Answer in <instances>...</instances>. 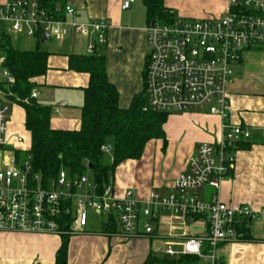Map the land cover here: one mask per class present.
<instances>
[{
	"label": "built area",
	"instance_id": "built-area-1",
	"mask_svg": "<svg viewBox=\"0 0 264 264\" xmlns=\"http://www.w3.org/2000/svg\"><path fill=\"white\" fill-rule=\"evenodd\" d=\"M132 1L123 0L121 7L128 8ZM58 11L63 16L48 12L38 0H0V34L15 32L37 40L46 33L61 40L74 32L90 38L87 54L105 44L108 22L70 21L67 16L75 15V9L69 4ZM169 12L173 14L171 21L151 20L146 27L143 109L166 114L207 110L225 117L226 86L233 76V64L242 59L247 48H264V0H226L220 16L190 18L176 15L171 9ZM14 82L5 66V56L0 54V231L59 234L62 218L70 217L68 232L77 233L86 225L87 209H91L98 214H114L124 236H152L160 213L165 212L186 225L195 218L203 228L198 233L183 229L178 242H165V254L173 258L196 256L194 264H217L221 244L244 239L240 220L264 213V207L253 210L247 205L232 206L217 194L209 199L197 194L204 186L219 188L233 165L235 144L250 137V131L240 125L228 126L217 149L200 142L187 159L186 168L175 177L173 190L165 194L150 191L143 202L131 189L116 194L110 181L98 190L86 173L71 177L63 168L54 179L43 182L32 171L27 150L10 147V105L5 100L15 96ZM36 97L32 90L31 98ZM63 104L60 102L53 110ZM17 141L22 138L18 136ZM112 149L110 142L101 146L111 162ZM17 151L25 155L18 158ZM140 216L145 218L141 225Z\"/></svg>",
	"mask_w": 264,
	"mask_h": 264
},
{
	"label": "crops",
	"instance_id": "crops-1",
	"mask_svg": "<svg viewBox=\"0 0 264 264\" xmlns=\"http://www.w3.org/2000/svg\"><path fill=\"white\" fill-rule=\"evenodd\" d=\"M122 1L61 0L56 2L55 9L63 16L58 9L69 4L75 9V15L67 16L70 21L88 23L100 19L110 24L104 33L106 42L99 50L104 55L108 79L118 91V105L125 108L144 87L148 22L142 0H133L126 9L121 7ZM164 6L182 17L201 18L222 15L226 0H164ZM78 37H82L86 45L90 40L71 32L63 38L68 41L70 50L44 49L49 52L48 68L45 74L32 79L37 93L34 99L50 106V125L55 129H77L80 125L83 89L88 74L68 68L69 54L85 53L76 49ZM36 44L35 39L34 48ZM233 66L231 82L226 86V116L222 118L207 110L179 114V126L189 136L180 157L177 156L174 164L170 165L169 161L152 173L135 169L131 163L137 160L121 162L111 178L116 194L132 189L143 202L150 191L161 194L172 191L175 177L186 168L187 159L200 142H208L217 149V143L228 126L240 125L250 131V137L234 146L233 165L222 178L219 188L204 186L197 194L202 199L217 194L220 200L232 206L247 205L253 210L264 207V48H247L242 59ZM62 101L65 104L54 111L53 107ZM24 120L22 106L10 104L7 134L12 149L27 150L22 146L26 136L30 146V133ZM163 127L165 131V124ZM18 136L22 138L21 142L17 141ZM162 141L165 140L152 139L144 150L148 145L160 146ZM104 215L106 218L97 223L87 218L83 230L70 234L67 264H184L172 261L165 254V242H178L183 229L193 233L203 231L195 218H190L186 225L180 218L161 212L152 236H124L119 223L115 230L106 227L104 223L108 214ZM144 220L140 216L139 225ZM243 222L250 237L221 244L217 264H264V213L253 219L242 218L240 224ZM60 244L58 233L0 231V264H55ZM173 247L178 248L177 245Z\"/></svg>",
	"mask_w": 264,
	"mask_h": 264
},
{
	"label": "trees",
	"instance_id": "trees-1",
	"mask_svg": "<svg viewBox=\"0 0 264 264\" xmlns=\"http://www.w3.org/2000/svg\"><path fill=\"white\" fill-rule=\"evenodd\" d=\"M61 0H38L41 6L60 16L56 12V2ZM146 20L169 22L173 14L164 6V0H142ZM63 7V6H62ZM41 37L34 49H19L10 43V35L0 34V54L5 56V66L14 76L15 103L25 111L24 126L30 133V157L32 171L40 175L43 182L56 177L60 169H65L71 177L89 173L90 179L100 190L111 181L116 166L128 159L141 157L146 143L152 139L165 140V124L168 114L144 110V87L134 95L128 107L118 105V91L109 81L104 55L98 50L91 54H69L68 68L88 74L87 85L83 89L80 125L77 129H55L50 125L51 108L34 98V77L45 74L49 52L40 47ZM146 64V62H145ZM145 81V71H144ZM2 86V84H0ZM24 99L28 101L25 102ZM247 140L237 142L239 145ZM110 142L113 146L114 160L109 162L101 146ZM16 156L20 158L21 152ZM61 244L57 250L55 264H67V247L70 217L61 220ZM111 231L118 221L114 214H108L104 223ZM113 227V229H112ZM240 230L244 239L250 237L243 222ZM172 261L194 264L197 257L181 255L170 258Z\"/></svg>",
	"mask_w": 264,
	"mask_h": 264
},
{
	"label": "rangeland",
	"instance_id": "rangeland-1",
	"mask_svg": "<svg viewBox=\"0 0 264 264\" xmlns=\"http://www.w3.org/2000/svg\"><path fill=\"white\" fill-rule=\"evenodd\" d=\"M10 43L12 44L13 47L19 49H33L35 45V39L23 34L10 32ZM85 43L86 41L82 37H78L76 41V49L85 52V48H86ZM40 46L43 49H49L51 51H57V52L70 50L68 46V41L66 39L58 40L53 36H48L47 40L44 43H41ZM147 51L148 49L146 47V54ZM233 68H235V66H233ZM5 101L8 102L9 105L15 104L14 100H12L11 98H7ZM179 114L182 113L168 114V118L165 122V141H162V144L160 146L148 145L147 149L143 150V153L140 158L133 159V160H137V162L131 161L132 162L131 164H134L133 167L135 169H141L143 172L148 171L152 173L153 171H156L157 169L164 167L165 164H167L169 161H170L169 163L170 165L174 164L177 156L180 157L181 152L184 151V146H185L184 144H186L185 141L187 140L186 138L189 136L185 133V131L181 128V126H179L180 125V123L178 122L179 121L178 117L180 116ZM22 134L25 136L24 131H22ZM24 138L25 139L22 143V146L25 148H29V139L27 136ZM24 155L25 153L24 151H22L20 156L23 157ZM104 155L106 159L109 162H111L108 153H104ZM85 173L89 176L88 172ZM87 215H88V220H93L95 223H97L96 221H101L106 218L104 214L95 213L91 209H87Z\"/></svg>",
	"mask_w": 264,
	"mask_h": 264
},
{
	"label": "water",
	"instance_id": "water-1",
	"mask_svg": "<svg viewBox=\"0 0 264 264\" xmlns=\"http://www.w3.org/2000/svg\"><path fill=\"white\" fill-rule=\"evenodd\" d=\"M46 37H47V34L45 33V34L42 36V38H41V42H44L45 39H46ZM14 89H15V86L13 85V86H12V90H14Z\"/></svg>",
	"mask_w": 264,
	"mask_h": 264
}]
</instances>
